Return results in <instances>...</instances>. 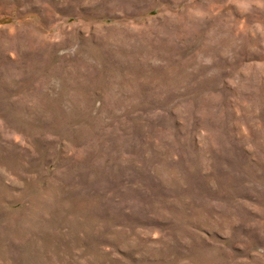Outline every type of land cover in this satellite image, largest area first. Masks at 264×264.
<instances>
[{
  "label": "rangeland",
  "instance_id": "obj_1",
  "mask_svg": "<svg viewBox=\"0 0 264 264\" xmlns=\"http://www.w3.org/2000/svg\"><path fill=\"white\" fill-rule=\"evenodd\" d=\"M0 264H264V0H0Z\"/></svg>",
  "mask_w": 264,
  "mask_h": 264
}]
</instances>
